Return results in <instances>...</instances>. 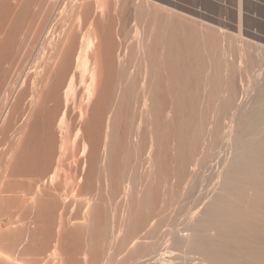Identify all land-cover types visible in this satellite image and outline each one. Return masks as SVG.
Listing matches in <instances>:
<instances>
[{
    "label": "bare ground",
    "instance_id": "1",
    "mask_svg": "<svg viewBox=\"0 0 264 264\" xmlns=\"http://www.w3.org/2000/svg\"><path fill=\"white\" fill-rule=\"evenodd\" d=\"M120 1L0 0V264H264V47Z\"/></svg>",
    "mask_w": 264,
    "mask_h": 264
},
{
    "label": "rangeland",
    "instance_id": "2",
    "mask_svg": "<svg viewBox=\"0 0 264 264\" xmlns=\"http://www.w3.org/2000/svg\"><path fill=\"white\" fill-rule=\"evenodd\" d=\"M229 6H213L212 12L197 13L163 0H121L120 10L129 27L137 23L133 7L142 6L161 13L173 15L182 22L209 27L224 38L240 46L243 41L253 43L257 49L264 47V0H229ZM123 2V3H122ZM236 9H235V8ZM242 8V18H240Z\"/></svg>",
    "mask_w": 264,
    "mask_h": 264
},
{
    "label": "crops",
    "instance_id": "3",
    "mask_svg": "<svg viewBox=\"0 0 264 264\" xmlns=\"http://www.w3.org/2000/svg\"><path fill=\"white\" fill-rule=\"evenodd\" d=\"M163 1L170 2L171 4L179 6L184 10L197 12V13L212 12L213 6H229L231 4L229 0H163Z\"/></svg>",
    "mask_w": 264,
    "mask_h": 264
}]
</instances>
